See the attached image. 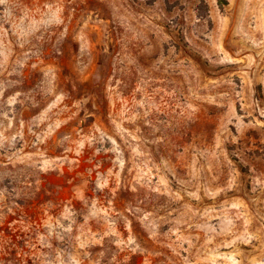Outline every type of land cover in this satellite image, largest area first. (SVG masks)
<instances>
[{"label": "rangeland", "instance_id": "obj_1", "mask_svg": "<svg viewBox=\"0 0 264 264\" xmlns=\"http://www.w3.org/2000/svg\"><path fill=\"white\" fill-rule=\"evenodd\" d=\"M0 264H264V0H0Z\"/></svg>", "mask_w": 264, "mask_h": 264}]
</instances>
